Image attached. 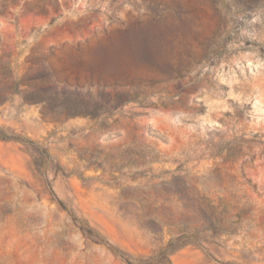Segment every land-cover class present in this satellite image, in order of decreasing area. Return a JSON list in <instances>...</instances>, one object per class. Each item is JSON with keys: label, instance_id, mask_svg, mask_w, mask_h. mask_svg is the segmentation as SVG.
I'll list each match as a JSON object with an SVG mask.
<instances>
[{"label": "rangeland", "instance_id": "obj_1", "mask_svg": "<svg viewBox=\"0 0 264 264\" xmlns=\"http://www.w3.org/2000/svg\"><path fill=\"white\" fill-rule=\"evenodd\" d=\"M0 264H264V0H0Z\"/></svg>", "mask_w": 264, "mask_h": 264}, {"label": "trees", "instance_id": "obj_2", "mask_svg": "<svg viewBox=\"0 0 264 264\" xmlns=\"http://www.w3.org/2000/svg\"><path fill=\"white\" fill-rule=\"evenodd\" d=\"M82 230L87 233V234H91V230L89 228H86V227H82Z\"/></svg>", "mask_w": 264, "mask_h": 264}]
</instances>
